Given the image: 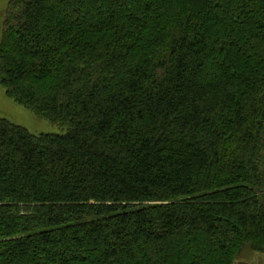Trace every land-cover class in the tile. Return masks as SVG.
<instances>
[{
  "label": "trees",
  "instance_id": "1",
  "mask_svg": "<svg viewBox=\"0 0 264 264\" xmlns=\"http://www.w3.org/2000/svg\"><path fill=\"white\" fill-rule=\"evenodd\" d=\"M0 85L67 127L0 117V264L264 252V0H9Z\"/></svg>",
  "mask_w": 264,
  "mask_h": 264
},
{
  "label": "rangeland",
  "instance_id": "2",
  "mask_svg": "<svg viewBox=\"0 0 264 264\" xmlns=\"http://www.w3.org/2000/svg\"><path fill=\"white\" fill-rule=\"evenodd\" d=\"M9 0H0V40L3 30V20ZM0 117L26 127L35 134L57 133L63 134L67 131L66 125L58 121L48 120L20 104L11 98L3 86L0 85ZM235 264H263L264 252H258L249 248L243 249Z\"/></svg>",
  "mask_w": 264,
  "mask_h": 264
}]
</instances>
